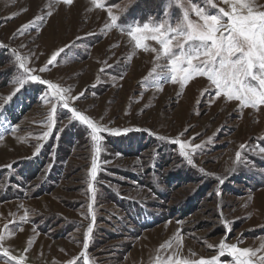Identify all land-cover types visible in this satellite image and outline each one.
<instances>
[{
    "label": "rangeland",
    "instance_id": "374dc122",
    "mask_svg": "<svg viewBox=\"0 0 264 264\" xmlns=\"http://www.w3.org/2000/svg\"><path fill=\"white\" fill-rule=\"evenodd\" d=\"M197 2L205 6V0ZM104 3L124 9H113L119 16L117 27L107 28V12L93 9L89 0H74L71 6L56 0H0V230L7 224L14 233L6 236L4 247L12 255H25V264H83L80 253L91 223L86 250L90 264H155L157 257L166 260L177 248L181 258L210 259L218 255L225 235L241 249H260L264 106L241 108L237 101L217 99L203 77L183 89L153 80L149 73L167 61L135 49L121 29L150 16L157 22L164 19L168 0ZM214 3L215 8L207 6L212 13L226 8L220 0ZM256 3L264 10V0ZM169 11L176 17L181 12L176 6ZM38 16L44 19L36 20ZM148 44L159 50L154 41ZM66 45L74 46L47 71H38ZM15 55L26 58L42 79L70 87L72 96L84 92L72 106L94 121L132 129L102 134L97 178L91 181L94 201L88 191L93 150L86 127L70 121V113L58 105L52 135L36 138L47 130L43 125L55 103L46 85L28 81L4 103L19 87ZM177 137L190 147L201 145L192 153L193 164L170 143ZM25 212L28 222L20 223ZM222 221L230 224V232ZM178 232L180 245L175 241ZM29 239L32 245H27ZM168 241L172 247L161 249ZM259 256L264 250L253 259ZM220 260L233 264L227 255ZM0 264L11 262L0 256Z\"/></svg>",
    "mask_w": 264,
    "mask_h": 264
},
{
    "label": "snow or ice",
    "instance_id": "6c2138e0",
    "mask_svg": "<svg viewBox=\"0 0 264 264\" xmlns=\"http://www.w3.org/2000/svg\"><path fill=\"white\" fill-rule=\"evenodd\" d=\"M74 0H56V3H63L71 6ZM93 9L105 10L108 15L110 24L107 28L117 27L119 16L114 14L113 9L117 5L106 6L104 0H89ZM226 6L220 7L215 13L208 10L207 6L216 7L214 0H205V6H201L197 0H168L165 11V18L158 22L153 17H149L143 23L133 22L128 25L127 29H121L122 33L130 38L135 49L144 52L155 53V60L164 59L167 61L165 67L157 65L149 73V77L156 81H168L172 84H179L180 88H185L190 81L203 77L209 82V86L214 89L215 98L223 97L226 102L237 101L241 108L258 109L264 106V10H260L256 0H220ZM173 6L179 7L181 10L179 17L170 14L169 9ZM51 7V5H49ZM124 11V9H118ZM48 16L52 15L51 11L47 12ZM195 16L196 19H192ZM43 16L36 17V20H43ZM35 21L23 25L20 31L26 30L34 24ZM148 41H154L159 45V50L150 47ZM74 45H66L61 48L48 59L47 64L38 71L45 72L48 65H52L57 61L61 53L66 48ZM18 62V68L21 75L15 81L19 85L7 97H4V103L11 101L12 96L20 91V87L28 82H35L46 85L48 94L55 100L52 103L50 113L46 124L47 128L41 135L36 138L39 140H47L52 135V129L56 123V111L59 105L70 113V121L79 122L88 130L92 142L93 156L91 168L89 170L90 182L88 183V191L92 193V200H95V189L91 181L97 178L99 169L98 156L102 150V134L121 135L132 129H114L102 125L88 115L83 114L73 102L84 96V92L77 96H72L70 87H61L57 83L42 79L39 75L34 74L37 70L27 66L28 61L20 55H15ZM159 69V71H158ZM103 71V69H101ZM159 89V84H157ZM46 102L51 103L45 97ZM3 105H0L2 110ZM15 131V129H12ZM158 139L164 140L161 136ZM170 143L178 145L179 154L188 164H193L192 153L201 148V145L190 147L186 142L181 141L179 137L172 139ZM241 149L245 145L240 146ZM40 145H37L36 151L39 152ZM241 153H236V160L239 161ZM201 171H203L201 169ZM223 183V180H220ZM89 214H93V204L88 205ZM28 222V213L20 217V223ZM226 233L231 231L230 224L222 221ZM22 230V229H21ZM93 232V224H89L84 233L83 249L80 257L83 258V264H90L86 250L89 247V241ZM14 235L9 230L8 225L0 230V256L6 257L11 264H25L26 256H15L10 254L9 250L4 247V241L7 237ZM228 236L220 241L218 245V255L212 256L210 259H188L181 258L179 248L167 259L157 257L155 264H222L220 257L225 255L231 257L233 264H264V256L257 253L264 250V245L260 249L252 250L249 248L241 249L237 244H229ZM178 245L182 241V236L178 232L175 237ZM239 242V241H238ZM33 240L29 239L27 245H32ZM172 241H168L161 245V249L171 248ZM211 248L212 246L209 245ZM29 247L24 248V253L29 251ZM190 255H193L190 253ZM68 264H78L76 260L68 261Z\"/></svg>",
    "mask_w": 264,
    "mask_h": 264
}]
</instances>
